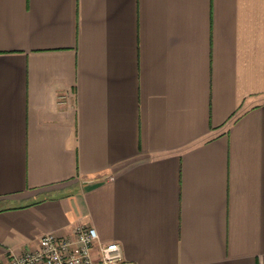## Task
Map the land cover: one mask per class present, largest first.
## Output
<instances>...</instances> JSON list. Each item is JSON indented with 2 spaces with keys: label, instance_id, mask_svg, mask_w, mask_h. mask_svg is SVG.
Returning a JSON list of instances; mask_svg holds the SVG:
<instances>
[{
  "label": "crops",
  "instance_id": "obj_1",
  "mask_svg": "<svg viewBox=\"0 0 264 264\" xmlns=\"http://www.w3.org/2000/svg\"><path fill=\"white\" fill-rule=\"evenodd\" d=\"M80 225L264 264V0H0V263Z\"/></svg>",
  "mask_w": 264,
  "mask_h": 264
},
{
  "label": "built area",
  "instance_id": "obj_2",
  "mask_svg": "<svg viewBox=\"0 0 264 264\" xmlns=\"http://www.w3.org/2000/svg\"><path fill=\"white\" fill-rule=\"evenodd\" d=\"M0 264H133L127 261L116 241H101L91 225H80L73 234L61 236L48 232L35 247L13 255Z\"/></svg>",
  "mask_w": 264,
  "mask_h": 264
}]
</instances>
